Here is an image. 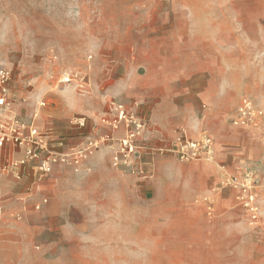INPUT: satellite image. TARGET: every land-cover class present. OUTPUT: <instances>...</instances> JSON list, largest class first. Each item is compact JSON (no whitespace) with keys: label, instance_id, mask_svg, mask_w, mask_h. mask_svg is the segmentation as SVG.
<instances>
[{"label":"rangeland","instance_id":"1","mask_svg":"<svg viewBox=\"0 0 264 264\" xmlns=\"http://www.w3.org/2000/svg\"><path fill=\"white\" fill-rule=\"evenodd\" d=\"M166 2L0 0V69L9 72L0 132L16 127L26 136L36 129L44 150L61 143L66 157L42 172L38 160L14 165L19 149L0 146V264H264V155L236 166L259 173L256 211L245 207L239 186L226 182L238 169L223 168L214 156L185 160L180 149L144 148L146 123L137 158L112 161L109 108L123 104L139 116V102L98 97L103 90L90 87L93 63H115L128 43L137 49L144 33L137 11ZM243 20L264 24V17ZM243 43L249 78L263 90L264 33L243 34ZM243 97L264 111V92ZM256 131L249 145L264 147V118ZM186 140L193 139H177L180 147ZM209 165L223 171L215 183L203 172Z\"/></svg>","mask_w":264,"mask_h":264},{"label":"crops","instance_id":"2","mask_svg":"<svg viewBox=\"0 0 264 264\" xmlns=\"http://www.w3.org/2000/svg\"><path fill=\"white\" fill-rule=\"evenodd\" d=\"M163 1H167L164 8L137 11L144 18L137 49L128 43L126 51L116 52L115 63L95 59L90 87L103 90L96 94L101 98L138 99L137 114L146 123L144 148L177 152L179 137L197 139L206 134L214 141V161L223 168L233 171L240 163L256 162L264 147L253 148L249 139L259 132L231 125L232 115H227L242 93L264 92L263 86L257 88L256 79L249 78V58H242L250 49L243 43V34L264 33V24L243 19L264 17L260 14L264 0H220L221 4L213 5L205 4L210 0H145L154 6ZM134 57L138 63H132ZM121 135L119 129L105 138L111 137L106 141L114 145L112 139ZM63 148L61 143L49 147L58 153ZM206 169L203 172L212 183L223 173L216 166Z\"/></svg>","mask_w":264,"mask_h":264},{"label":"built area","instance_id":"3","mask_svg":"<svg viewBox=\"0 0 264 264\" xmlns=\"http://www.w3.org/2000/svg\"><path fill=\"white\" fill-rule=\"evenodd\" d=\"M8 80L9 72L0 69V106L6 103L5 93ZM109 112L112 115V130L117 131L120 129L122 132L120 137L112 139L117 145V149L112 156L114 165L135 160L137 155L134 147L138 135L145 127L144 120L137 116L131 108L127 109L123 104L112 103ZM263 118V109L257 106L249 97H243L236 106L234 114L229 118V122L235 127L258 129ZM110 138L106 137V139ZM4 142L15 145L21 153L14 165H22L31 160H38L36 167L42 172H48L53 162L57 160L64 162L66 158L64 153L55 154L50 150H44L42 142L38 139L36 129H29V134L26 136L20 133L16 127L10 129L8 134L0 132V146ZM214 152L213 139L203 134L197 139L184 141L181 144L179 154L185 160L197 157L213 159ZM241 166L237 168V175L230 176L226 179V182L239 186L240 191L246 196L245 207H248L250 211H256V207L253 205L254 193L252 190L258 184L260 176L257 170L251 167L243 169Z\"/></svg>","mask_w":264,"mask_h":264},{"label":"bare ground","instance_id":"4","mask_svg":"<svg viewBox=\"0 0 264 264\" xmlns=\"http://www.w3.org/2000/svg\"><path fill=\"white\" fill-rule=\"evenodd\" d=\"M67 81H69L68 79H66Z\"/></svg>","mask_w":264,"mask_h":264}]
</instances>
